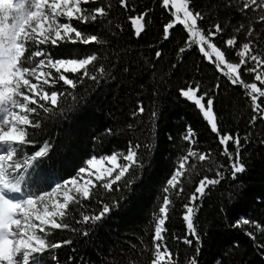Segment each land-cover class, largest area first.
I'll return each instance as SVG.
<instances>
[{
    "label": "trees",
    "instance_id": "trees-1",
    "mask_svg": "<svg viewBox=\"0 0 264 264\" xmlns=\"http://www.w3.org/2000/svg\"><path fill=\"white\" fill-rule=\"evenodd\" d=\"M230 2L232 6L226 7L229 0H190L193 9L204 13L205 19L200 22L202 29L207 30L216 22L225 26L224 33L218 34L213 42L225 51L228 62H237L239 58L235 49L224 46V40L235 35L240 43L246 42L247 32L235 31L240 24H251L256 29L253 34L258 45L256 51L264 56V24L256 23L264 12L244 14L239 10L240 0ZM102 3L109 11L108 17L78 26L88 33L98 34L107 43L88 46L65 43L50 51L62 57L95 49L100 56L98 66L102 64L108 75L99 82L86 79L78 84L74 90L77 102H62L64 109L71 104V111L63 116L59 113L42 115V128L34 130V134L29 130L37 145L50 142V152L46 157L30 161L31 178L24 191H38V186L32 183L37 178H43L46 183L39 185L48 189L52 179L63 181L75 177L86 159L124 152L130 140L148 143L150 150L140 149L144 166L136 170L130 188L121 181L119 186L123 190L120 192L93 190L110 205L119 199L118 207L113 205L109 215L87 226L90 233L87 237L70 230H54L50 240L70 239L73 243L46 253L43 264H150L151 234L162 203V189L178 158L186 154L190 146L183 139L189 127L196 141L191 145L193 150L211 149L214 160L225 165L221 182L198 201L195 216L200 236V242L195 244L200 249L198 264H264V120L257 119L250 126L254 115L250 97L242 86L230 82L226 66L217 69L203 56L199 45L178 54L180 47H187L185 41L190 44L194 39L183 26L175 24L170 38L164 40L163 27L170 20V13L162 6V0H128L127 10L120 6L119 0H102ZM95 6L98 5H87ZM141 12H147V23L137 38L129 18ZM157 50L162 53L159 60L155 57ZM206 50L214 60L215 54L211 49ZM241 71L246 82H256L252 75ZM197 82L202 91L213 95L214 114L221 131L238 133L241 137V156L246 170L235 179L228 172L227 159L219 155L222 148L209 123L194 101L180 95L181 88ZM216 84L220 85L219 89H215ZM258 86L264 87L259 83ZM138 102L143 103L144 113L133 116ZM109 128L112 134L105 131ZM245 137L247 142H244ZM66 142L68 144L61 148ZM36 150L37 147L29 146L25 155L34 154ZM16 163L24 166V157L14 156L11 164ZM148 166L153 169L148 171ZM209 167L211 171H205ZM215 170L216 165L208 161L197 164L201 175H212ZM198 180L195 175L185 179V192H191ZM172 199L166 241L174 252H179L181 264H190L186 258L195 255L194 248L174 239L183 237L185 232L182 201L174 195ZM82 203L86 214L99 209L96 197ZM71 207L79 218L77 206ZM242 218L254 223L235 227L236 221ZM73 227L83 229L85 226L73 224ZM53 257L58 259L53 260Z\"/></svg>",
    "mask_w": 264,
    "mask_h": 264
},
{
    "label": "snow or ice",
    "instance_id": "snow-or-ice-1",
    "mask_svg": "<svg viewBox=\"0 0 264 264\" xmlns=\"http://www.w3.org/2000/svg\"><path fill=\"white\" fill-rule=\"evenodd\" d=\"M119 3L122 8L128 9V0H119ZM90 4L98 6L87 7ZM162 6L170 13V20L163 27L164 40L170 38L175 24L183 26V30L194 39L190 44L185 41L187 47H180L178 54L182 55L192 45H199L203 56L214 63L217 69L226 66L230 82L242 86L250 97L254 113L249 121L250 126L257 119L264 120V100L260 99L264 98V87L258 86V83L264 85V56L256 51L258 45L253 38L256 29L251 24H240L235 31H246V42L240 43L235 35L224 40V46L235 49L239 58L237 62H228L225 51L213 42L218 34L224 33L225 26L216 22L207 30L202 29L200 22L205 19L204 13L193 9L190 0H179V3L177 0H162ZM225 6H232L230 0ZM239 10L244 14L264 12V0H240ZM108 15L109 11L102 0H0V264H43L46 253L73 243L70 239L50 240L54 230H70L87 237L90 234L87 226L101 221L111 213L113 205H119V199L110 205L93 190L102 188L106 193L120 192L123 190L119 186L121 181L125 187L130 188L135 181L136 170L144 166L140 149L143 147L149 151L150 145L130 140L124 152L99 158L93 155L87 159L77 170L81 174L79 181L76 177H70L56 182L54 186L49 185V189L24 191L31 178L30 168L33 165L30 161L46 157L50 152V142L44 141L42 145H37L31 139L29 130H33L34 134V130L42 128V115L55 116L59 113L63 116L66 111H71V104L64 109L62 102H77L74 90L78 84L86 79L99 82L108 75L102 64L98 66L100 56L95 49L82 55L73 53L62 57L55 56L50 49L65 43L85 46L107 43L98 34L88 33L78 25L96 23ZM147 15V12H141L129 18L134 26L133 34L137 38L144 30ZM256 23L264 24V15H260ZM116 27L122 30L121 26ZM206 48L215 54L214 60ZM161 56V51L157 50L156 59L159 60ZM241 70L252 75L256 82H246ZM214 87L219 89L220 85L216 84ZM180 95L194 101L209 123L222 148L219 155L227 159L226 167L235 179L246 170L241 156L243 144L240 135L221 131L214 114L213 95L202 91L198 82L181 88ZM143 113L144 105L138 102L133 116ZM152 116H156L155 111ZM105 131L112 134L113 130L109 128ZM183 139L190 146L186 154L178 158L177 165L162 189V203L158 207L154 232L151 234L150 264H181L179 252H174L169 247L165 236L166 222L174 204L173 195L182 201V219L186 222L183 237L176 236L174 239L194 248L195 255L186 259L190 264H198L200 249L195 247L200 242L195 226L198 201L211 187L219 184L224 176L225 165L214 160L211 149L206 152L193 150L191 145L196 141L190 127ZM244 142H247V137ZM29 146L37 147L38 150L34 154L25 155ZM14 156H23L24 166L9 163L6 167L5 162H11ZM105 161L112 166L95 175L94 179L91 173L83 175L86 173V166L95 167ZM206 161L216 165L214 174L201 175L197 171V164H204ZM205 171H211V168ZM193 175L199 177L198 183L194 184L191 192L186 193L184 181L191 179ZM42 182L46 183L38 178L32 180L37 186ZM78 183H83L84 186L80 187ZM94 197L99 200V209L86 214L83 211L86 206L82 201L91 202ZM72 205L77 206L79 218H76ZM69 219L72 223H69ZM253 223L242 218L234 226ZM73 224L85 227L81 229L73 227Z\"/></svg>",
    "mask_w": 264,
    "mask_h": 264
},
{
    "label": "rangeland",
    "instance_id": "rangeland-1",
    "mask_svg": "<svg viewBox=\"0 0 264 264\" xmlns=\"http://www.w3.org/2000/svg\"><path fill=\"white\" fill-rule=\"evenodd\" d=\"M13 2H15V0H13ZM177 2L179 3V0H177ZM5 130H7V129H5ZM68 143L66 142L64 145L62 144L61 146V148H63L65 145H67ZM9 163H11V162H8V161H6L5 162V166L7 167V165L9 164ZM86 166V165H85ZM112 165L108 162V161H105L103 164H98V165H96L95 167H88V166H86V173L85 174H83V175H85V176H87L89 173H91L92 174V178L94 179V176L95 175H98L101 171H106V169L108 168V167H111ZM153 169V167L152 166H148V171H151ZM80 176H81V174H77L75 177L78 179V181L80 180ZM42 179L43 178H40V180L42 181ZM60 180H58V182H59ZM57 181H55L54 179H52L51 180V185L52 186H54L55 185V183H56ZM78 186H80V187H83L84 186V184L83 183H78ZM38 188L39 189H44V187L43 186H40V185H38ZM49 189V188H48Z\"/></svg>",
    "mask_w": 264,
    "mask_h": 264
},
{
    "label": "bare ground",
    "instance_id": "bare-ground-1",
    "mask_svg": "<svg viewBox=\"0 0 264 264\" xmlns=\"http://www.w3.org/2000/svg\"><path fill=\"white\" fill-rule=\"evenodd\" d=\"M86 160H87V159H86ZM86 160H85V161H86Z\"/></svg>",
    "mask_w": 264,
    "mask_h": 264
}]
</instances>
